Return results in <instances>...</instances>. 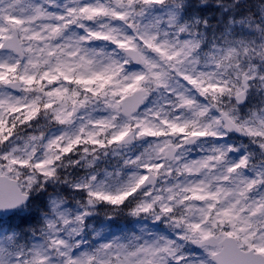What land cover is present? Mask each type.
I'll return each mask as SVG.
<instances>
[{
  "label": "snow or ice",
  "instance_id": "1",
  "mask_svg": "<svg viewBox=\"0 0 264 264\" xmlns=\"http://www.w3.org/2000/svg\"><path fill=\"white\" fill-rule=\"evenodd\" d=\"M0 264H264V0H0Z\"/></svg>",
  "mask_w": 264,
  "mask_h": 264
}]
</instances>
